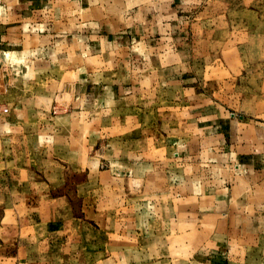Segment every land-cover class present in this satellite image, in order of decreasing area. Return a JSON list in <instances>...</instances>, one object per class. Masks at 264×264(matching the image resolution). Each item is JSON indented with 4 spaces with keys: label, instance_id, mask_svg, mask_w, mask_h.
<instances>
[{
    "label": "rangeland",
    "instance_id": "obj_1",
    "mask_svg": "<svg viewBox=\"0 0 264 264\" xmlns=\"http://www.w3.org/2000/svg\"><path fill=\"white\" fill-rule=\"evenodd\" d=\"M173 7L148 47L0 36V264H264V0Z\"/></svg>",
    "mask_w": 264,
    "mask_h": 264
},
{
    "label": "crops",
    "instance_id": "obj_2",
    "mask_svg": "<svg viewBox=\"0 0 264 264\" xmlns=\"http://www.w3.org/2000/svg\"><path fill=\"white\" fill-rule=\"evenodd\" d=\"M132 2L133 0H0L1 40L11 46L30 47L35 43L37 47L54 50L67 45L63 40H68L70 47L79 39L89 38H97L110 44L123 38L119 37L123 32L130 30L132 33L137 30L143 36L138 38H143L148 47L154 34L171 27L169 22L159 23L158 12L173 14V0H141L136 7L131 6ZM128 14L142 18L135 24L117 21L119 18L116 16ZM215 201L217 203L221 200Z\"/></svg>",
    "mask_w": 264,
    "mask_h": 264
}]
</instances>
